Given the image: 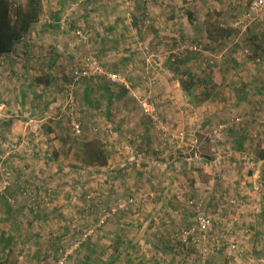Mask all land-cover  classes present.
<instances>
[{"label": "rangeland", "instance_id": "374dc122", "mask_svg": "<svg viewBox=\"0 0 264 264\" xmlns=\"http://www.w3.org/2000/svg\"><path fill=\"white\" fill-rule=\"evenodd\" d=\"M238 1L204 16L207 33L264 57V6L253 38L250 0ZM186 2L41 0L43 40L19 47L21 61L0 57V264H264V91L245 63L200 56L189 70L179 55L203 49L183 37L165 63L164 81L181 86L166 117L150 94L124 97L128 109L100 93L112 74L157 86L150 70L169 43H152L155 30L186 22ZM86 58L101 77L80 76ZM241 91L245 105L232 106Z\"/></svg>", "mask_w": 264, "mask_h": 264}, {"label": "crops", "instance_id": "0c3cea01", "mask_svg": "<svg viewBox=\"0 0 264 264\" xmlns=\"http://www.w3.org/2000/svg\"><path fill=\"white\" fill-rule=\"evenodd\" d=\"M236 1L239 2L238 0H191V2H186L187 4L182 5V7H181V8L184 7V9H182V10L186 12L185 17H184L186 22L181 23L180 25H177L176 22L175 23L171 22L170 24H171V30L172 31H169L168 25L166 24V22H163V24H161L160 27H158L155 30V39H154V41H152V43L156 42L157 45H159V46L163 43H169L168 45H165L166 50H163V54L157 55V57H155V58H157V59H155V61H158V63L156 66H154L150 70L151 73H152V69H153V73L155 72L154 74L156 75V79H158L157 86L156 87L154 86V88L152 90L144 91L142 89L143 86H135V85L130 83V89L127 90V89L121 87L120 85H119V87H116L117 86L116 83L109 82V84L106 86L100 87V85H99V88L101 89L100 93H104L105 95H108L107 101H109V103H111L113 105H114V103L116 105H120L123 103H125V105L130 104L128 101L126 102V99L124 98L126 96L127 97L129 96V98L131 99L132 96H130V94L133 96H136V97H138L139 94H147V95L150 94L151 96H153V98H154L153 100L156 101V103H159L158 104V111L160 110V112L162 114H164L165 109L169 105H172L173 103H175V101H173V100H175L174 98L177 97L176 94L179 95L180 89H181L180 88L181 86H180V84H178V82H177V84L170 85V83H168L167 81H164L165 76L169 75L168 72L171 73V71H174V70H168V72H166V70H165L166 64L165 63H168L167 60H169V58H171V54H173V52L177 51L176 49H178V48L173 49L174 45L176 44L175 42H177V40L179 38H183V37H186L187 39H190L192 41L199 40L201 42L200 45L202 46L203 50H202V52H199V53H197V51H200V49L199 50L197 49V51H195L196 53L184 52L183 54H180L179 55L181 58V59H179L180 66L182 65V63H185V65H188L189 67L192 66L189 68V70H194V67H193V66H195L194 61L196 60V57H200V56L202 58H203V56H205V60L208 59L210 62H214L215 64H218V62H220L221 65L225 64L227 67H228V65H230V63H233V64H231V69H235V70H238L237 65H236L237 62H244L245 65H240V70L242 71V74L246 73L250 76V78H254L255 79L253 81L254 86H256V81L258 79V88H255V87L254 88H255V90H257L256 93L263 92L264 91L263 90L264 84L262 83V85L260 86L259 78H261L263 76V74L260 72V65L262 63L261 61L264 60V57L260 58V56H257V57L253 56L252 59L248 60L247 59L248 54L246 52L247 50L245 49V47H243V48L240 47L242 39H240V42H239L238 37H236V38L231 37V34H223L222 33L219 36H213V33H210V34L207 33V30H209L210 28L206 27V24L208 21L206 19H204V16L207 15L208 17L209 16L211 17V15L217 14L215 12V10L227 11V9H228V11H230V9H231V3L230 2H232V4H235ZM214 17H216V16H214ZM201 18L203 19L202 22H201ZM166 21H167V19H166ZM252 22L253 21L246 23V25L243 27L242 30H246V32L252 33L254 36L253 38H256L259 34L258 31L260 30L259 29L260 27L258 25L262 26L263 24H255V23L253 24ZM230 26H233V25H227L225 23V24H222L221 27H220V24H218L215 26V28L217 31H220V30L229 31V30H231ZM247 26H248V28H247ZM33 27H35V33H33L32 29H30V31L24 37H22L19 41H17L14 44L13 49L10 53L2 54L0 57H3V58L13 57L14 59H16V62L21 61L22 59H18V58H20V48L19 47H21L23 44L25 46L28 44V46H29L30 42L39 41L40 39L43 40L39 31L44 30L46 28L43 27L41 29V27L38 24L33 25ZM221 28H223V29H221ZM166 29L168 30V33H167ZM192 32H194V33L192 34ZM166 34H171L172 37L167 38V37H165ZM167 39H169V40H167ZM243 41H244V39H243ZM195 43H197V42H195ZM168 50H169V52H168ZM184 55H186V56H184ZM131 59H133V58H131ZM131 59H128V61L130 63L134 62ZM34 61H39V60L37 58H35ZM146 61H148V60L146 59ZM246 62L248 64L251 63L252 65L251 64L246 65ZM226 66H225V68L223 66L222 70L227 69ZM248 66L249 67L251 66V69H249ZM246 69L248 71H246ZM240 70H238V71H240ZM250 70L252 72H250ZM228 71H230V70H228ZM238 74L241 75V73H238ZM185 75H187L189 77L193 76V74H188V73ZM142 85H144V84H142ZM245 86L247 87V85H245ZM250 88L251 87H248L247 91H250ZM106 91H109V92H106ZM228 92L233 93L232 90L231 91L229 90ZM253 92H255V91L253 90ZM245 94H246L245 91H241V92L237 93L238 96H237L236 100L232 103V106H235V105L243 106V105H245V101L247 100V99L244 100ZM255 102H256V100H255ZM247 103L249 104V102H247ZM130 107L131 106L128 105L127 108L129 109ZM256 107H257V105L253 106V109L256 110ZM221 108L226 109L224 102H222ZM129 113H128V116L125 118L126 124H129V122H132L134 120V118H130V116H132V114L131 113L129 114ZM229 115H231V114H229ZM163 116L166 117L167 115L164 114ZM235 120L241 122L243 120V118L239 117V118H236ZM230 121L232 122V119ZM239 122H237V123L239 124ZM233 123H234V121H233ZM244 124L249 126V122L246 123L244 121ZM245 131H246V129L243 128L241 131L239 130L240 134L236 135L237 136L236 139L239 143H240V141H239L240 139H243L245 141V139H246ZM227 133L234 134V131H233V129H229L227 131ZM238 147L241 148V145H238ZM262 159H264V158L260 157L257 161L262 162L263 161Z\"/></svg>", "mask_w": 264, "mask_h": 264}, {"label": "trees", "instance_id": "16d2710c", "mask_svg": "<svg viewBox=\"0 0 264 264\" xmlns=\"http://www.w3.org/2000/svg\"><path fill=\"white\" fill-rule=\"evenodd\" d=\"M42 12L41 0H0V54L10 53Z\"/></svg>", "mask_w": 264, "mask_h": 264}, {"label": "built area", "instance_id": "2783aa9c", "mask_svg": "<svg viewBox=\"0 0 264 264\" xmlns=\"http://www.w3.org/2000/svg\"><path fill=\"white\" fill-rule=\"evenodd\" d=\"M263 6H264V0H250L249 9L246 12L245 17H244L245 22L247 21V23H248V22L252 21L254 19V17L252 19V15L257 14L259 9ZM80 74H81L80 76H82L86 79L97 78L99 76L100 77L102 76V69H100V67L96 63V61H94L91 58H86L83 61V66H82V69L80 71ZM109 80L112 83L122 84V86H124V88L127 90H129V88H130V85L123 78H121L115 74L109 75ZM143 108H144L145 113L150 112V106L146 102L144 103ZM76 128H78V127H76ZM200 228L202 230H206V229L210 228V221L203 219L202 222L200 223Z\"/></svg>", "mask_w": 264, "mask_h": 264}]
</instances>
